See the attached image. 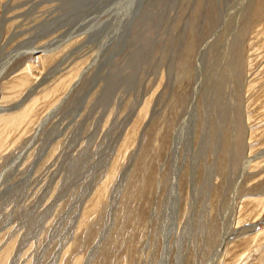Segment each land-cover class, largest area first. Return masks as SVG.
I'll use <instances>...</instances> for the list:
<instances>
[{"label":"rangeland","instance_id":"obj_1","mask_svg":"<svg viewBox=\"0 0 264 264\" xmlns=\"http://www.w3.org/2000/svg\"><path fill=\"white\" fill-rule=\"evenodd\" d=\"M245 157L264 0H0V264H264Z\"/></svg>","mask_w":264,"mask_h":264},{"label":"bare ground","instance_id":"obj_2","mask_svg":"<svg viewBox=\"0 0 264 264\" xmlns=\"http://www.w3.org/2000/svg\"><path fill=\"white\" fill-rule=\"evenodd\" d=\"M127 4V3H126ZM35 90V87L33 88V89H31V91L30 92H33ZM68 98V95L64 98V100L62 101V102H64L66 99ZM58 108V107H57ZM12 110H15L14 108L12 109ZM22 115L21 114H17V115H15V116H6V117H4V119L5 120H11L12 119V117H15V119L16 118H18V117H21ZM262 158H264V157H245V159H244V166H243V168H242V170L240 171V176H239V178H238V180H241V178H243V177H245V175H247L248 174V170H249V168H250V166L252 165V163H254L255 161H257L258 159H262ZM240 184H241V182H240ZM238 189H239V183H238V181L235 183V188H233V193L232 194H234V201H233V209H232V207H231V210L233 211V213H235L234 215L236 216L237 214H236V208H237V204H236V201H238L237 200V198H238V196H236L237 194H238ZM259 205H261L260 203H259ZM264 209V208H263ZM226 211H227V209H226ZM232 218V217H231ZM225 219V218H224ZM235 220H236V218L234 217L230 222H224V236H223V238H222V243L219 245V247H218V249L216 250V252L214 253L215 255H214V264H217L218 262H219V260H220V258H221V256H222V254H223V251L226 249L225 247H226V240H228V238H227V232L229 233V232H231V230H232V228L236 225V223H235ZM240 224V222L238 221L237 222V225H239ZM251 227V226H250ZM248 228H249V226H248ZM238 233H240V232H238ZM248 233V232H247ZM258 238V237H257ZM256 238V239H257ZM224 255H226V254H223V256L222 257H224ZM221 262V261H220ZM210 264H212V262L210 263Z\"/></svg>","mask_w":264,"mask_h":264}]
</instances>
